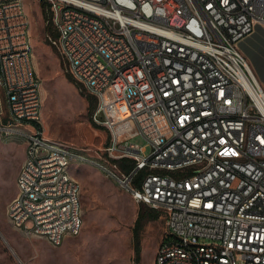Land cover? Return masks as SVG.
<instances>
[{
    "label": "built area",
    "instance_id": "built-area-1",
    "mask_svg": "<svg viewBox=\"0 0 264 264\" xmlns=\"http://www.w3.org/2000/svg\"><path fill=\"white\" fill-rule=\"evenodd\" d=\"M40 1L57 33H46L49 43L96 98L92 121L108 133L102 171L119 186L130 183L134 201L164 214L152 264H264V85L238 46L264 25V0ZM29 25L23 0H0L1 95L12 87L2 95L7 120L0 132L24 136L31 152L6 214L24 233L56 245L45 227L60 222V236L76 235L83 221L73 199L80 184L59 167L91 158H46L54 139L42 129ZM12 99L22 109L9 112ZM187 193H199L197 207H189Z\"/></svg>",
    "mask_w": 264,
    "mask_h": 264
},
{
    "label": "rangeland",
    "instance_id": "rangeland-1",
    "mask_svg": "<svg viewBox=\"0 0 264 264\" xmlns=\"http://www.w3.org/2000/svg\"><path fill=\"white\" fill-rule=\"evenodd\" d=\"M23 2L30 21L32 62L41 79L40 119L44 134L73 147L92 161L75 160L68 166L80 184L83 221L76 235H67L54 245L45 237L24 233L6 214V207L17 191L16 179L26 143L20 134L0 132V264H134L132 227L140 203L95 164L103 155L101 148L108 141V133L93 123L87 100L66 76L70 73L64 57L49 43L42 1ZM2 95L0 122L3 124L7 119L6 100ZM133 141L140 145L146 143L142 136L134 137ZM150 150L147 145L146 153ZM159 211L160 216L143 229L139 264H152L165 234L164 214Z\"/></svg>",
    "mask_w": 264,
    "mask_h": 264
},
{
    "label": "bare ground",
    "instance_id": "bare-ground-1",
    "mask_svg": "<svg viewBox=\"0 0 264 264\" xmlns=\"http://www.w3.org/2000/svg\"><path fill=\"white\" fill-rule=\"evenodd\" d=\"M40 1V0H39ZM169 21H181V14L168 13ZM29 53H32V45H29ZM42 89V88H41ZM2 91L4 95L12 94V87H3ZM39 106L42 108V97L39 98ZM16 109H22V101L20 99H12V105H9V112H16ZM42 109H40L41 116ZM78 151L73 147L66 145L57 140H51L48 142V149H46V158L50 163H57L58 160L77 159ZM75 160L66 161L59 167V175L72 176L68 166ZM90 161H92L90 159ZM24 162H31V152L26 151V157ZM102 169L100 160L95 162ZM42 181H49V173H42ZM120 186L126 192L131 195L130 183L127 181H120ZM80 192H73V199H77V205L79 202ZM134 199V196H132ZM187 201H189V207H197V201H199V193H187ZM46 203H54V195H46ZM57 209H64V201H57ZM31 221H40V214H31ZM80 226V225H79ZM77 227V230L79 228ZM45 236H57L56 243H59L65 236H60V222H53L51 227H45Z\"/></svg>",
    "mask_w": 264,
    "mask_h": 264
},
{
    "label": "trees",
    "instance_id": "trees-1",
    "mask_svg": "<svg viewBox=\"0 0 264 264\" xmlns=\"http://www.w3.org/2000/svg\"><path fill=\"white\" fill-rule=\"evenodd\" d=\"M42 7L43 11L45 8V3L42 1ZM45 15V12H44ZM46 24V17L44 19ZM50 32V34L54 35V31L50 25H46V33ZM69 81L73 82L75 86L79 89V92L82 96L85 97V99L88 102V110L90 112L93 111L95 104H96V98L90 93H87L85 89L77 82L70 74H66ZM160 216V211L156 208L150 207L149 205L140 203L138 213L136 216V219L134 221L133 227H132V242H133V249H134V264H139L140 258H141V250H142V232L145 227V225L151 221L155 220Z\"/></svg>",
    "mask_w": 264,
    "mask_h": 264
},
{
    "label": "crops",
    "instance_id": "crops-1",
    "mask_svg": "<svg viewBox=\"0 0 264 264\" xmlns=\"http://www.w3.org/2000/svg\"><path fill=\"white\" fill-rule=\"evenodd\" d=\"M238 46L249 60L257 79L264 85V25L256 24L253 32L241 39Z\"/></svg>",
    "mask_w": 264,
    "mask_h": 264
}]
</instances>
